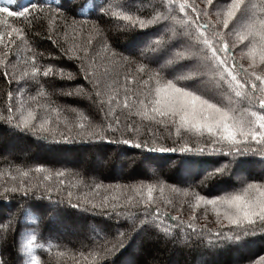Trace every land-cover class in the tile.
Segmentation results:
<instances>
[{"label": "snow or ice", "instance_id": "1", "mask_svg": "<svg viewBox=\"0 0 264 264\" xmlns=\"http://www.w3.org/2000/svg\"><path fill=\"white\" fill-rule=\"evenodd\" d=\"M130 5L131 0H100L95 15L78 20L80 13L71 7V0H0V25L3 26L0 30V76L8 83L15 79L9 71L15 63L9 57L15 56L16 40L27 44L26 33L31 26L46 22L47 39L55 46L56 56L73 61L78 69L72 73L52 63L39 64L37 57L44 59V53L29 48L30 56L25 63L30 65V70L24 71L23 76L26 84L34 82L30 87L35 88V94L28 100L36 102L44 98L45 102L13 103L12 92H9L0 120L12 131L36 140L122 144L126 146L123 151L137 149L142 157L139 171L128 175L129 179L138 180L136 183L84 185L96 195L102 188L110 193L99 201L85 192L74 196L72 189L77 185H66L62 179L66 169L50 170L43 164H36L26 171L17 168L15 174L8 172L11 186L0 187V201H3L0 221L8 222V229L0 230V244H7L15 221L14 214L5 215L6 210L15 209L23 216L26 206L41 211L65 206L102 218L90 226L85 239L72 242L78 251L85 249L86 255L85 252L79 254L85 259L90 257L94 264H114L110 258L133 234L149 242L180 243L179 237L185 229L190 230L188 239L195 238L207 247L234 246L242 254L240 264H264V248L251 255L245 254L257 243V238L264 242V177L259 180L240 177L239 188L214 197L195 193L194 203L190 205L192 214L185 221L176 215H167L159 206L166 190H182L166 185L155 175L148 176L143 169L145 162L158 159L148 153L194 152L216 156L215 166L200 182L203 185L205 181L227 176L232 165L241 167L245 161L238 159L240 157L249 154L264 157V19L257 22L253 18L248 0H199V4L160 0L157 7L161 11L153 9L155 15L148 19L144 15H133L136 10ZM89 19L94 21L92 31L99 37L97 43L106 54L103 71L96 60L100 53L92 47L91 39L84 47H67L57 39L59 30L71 28L75 33L77 25L83 29ZM121 21L122 24L118 23ZM56 22L62 24L54 29ZM109 25L125 30L138 29L139 34L126 50H117L109 44L110 37L106 34ZM149 28L153 30L146 31ZM239 45L247 48V67L235 59L233 49ZM119 69L125 70L122 100ZM128 69H134L135 75ZM113 73L117 76L115 80L111 79ZM136 76L140 77L137 83L145 91L133 98L128 85ZM77 77L84 83H67ZM42 78H47L43 83L50 91L44 90ZM55 78L66 83L57 88L53 85ZM51 96L80 97L97 113H102L103 119L95 123L77 108L57 105ZM37 109L42 111V116L38 117ZM65 113L76 114L77 118L70 122L67 115H62ZM121 116H124L123 121ZM129 116L147 122L144 137L137 135L138 129ZM152 125L161 134L166 132L168 135L164 139H171L177 146L168 147L160 137L152 135ZM109 131L121 132L122 138L110 137ZM185 134L202 139L190 145L184 140ZM135 164L136 160L131 159L126 166ZM30 173L42 174V182L33 184L21 179L16 183L17 175L23 178ZM2 175L5 173H0ZM53 175L57 178L54 184L49 182ZM144 179L151 182L144 183ZM201 206L210 207L214 213L215 230L197 227L195 210ZM42 222L43 217H40L34 232ZM15 227L18 235L20 225ZM36 239L33 234L23 245L18 240L14 242L16 254L21 257L18 264H39L31 255ZM23 254H28L30 259L25 262ZM0 264H5V260L0 259Z\"/></svg>", "mask_w": 264, "mask_h": 264}, {"label": "trees", "instance_id": "2", "mask_svg": "<svg viewBox=\"0 0 264 264\" xmlns=\"http://www.w3.org/2000/svg\"><path fill=\"white\" fill-rule=\"evenodd\" d=\"M160 0H131V7L136 11L133 15H144L146 19L155 15V12L161 11L157 5ZM166 3L167 0H164ZM187 3L199 4L196 0H186ZM261 2L264 6L263 0H255L254 7L250 10L253 18L258 22L264 19V11L262 8L255 6ZM100 0H71V7L76 8L80 15L76 18L78 20L95 15L97 6ZM83 6V7H81ZM155 9V12L153 11ZM70 19H72L70 17ZM94 21L87 20L83 29L77 25V31L74 33L71 28L65 30H59L57 39L61 44L67 47H84L87 46L86 41L92 40V47L97 48L100 53L96 57L98 65H100V71L104 70L105 52L98 45L99 37L92 31V25ZM122 24L123 22H118ZM163 23V21H160ZM62 22H56L53 24V28H57ZM0 30H3V26L0 25ZM152 28L146 29V31H152ZM27 44L16 40L14 44L15 56H10L9 59L13 60L15 67L9 68V71L15 76V79L11 83H8L3 76H0V113H3L8 102V93L12 92V102L19 103L26 101L33 103H44V98H38L36 102L28 100L30 95L35 94V88L30 87L33 85V81L25 83V77L23 72L30 70V65L25 61L29 59L30 53L28 51L31 48L34 52H43L44 59L37 57L39 64L52 63L54 65L64 67L66 72H77V66L73 61L64 59L63 57L56 56V48L47 39L48 25L47 22L44 25L31 26L30 32H27ZM110 39L109 44L114 46L117 50H126V46H129L133 42V38L139 34V30H125L121 27H115L109 25L106 33ZM247 43V42H245ZM249 47L251 45H248ZM239 49L247 55V48L240 45ZM235 59H237L235 51ZM52 53V56L49 55ZM53 56H56L53 59ZM119 88L120 99H123V85H124V69H119ZM133 75L134 69H128ZM41 84L46 92L50 91L47 84ZM111 79H117L115 73H113ZM140 79L136 76V79L128 85L132 90L131 95L136 98L137 95L144 92V88L137 83ZM65 81L55 78L53 85L57 88L65 84ZM67 83H84L79 77L76 80ZM18 85H22L18 87ZM51 100L55 101L57 105H69L70 107L77 108L79 113L85 115L89 120L98 123L100 119H103L102 113H97L88 101L80 97H63V96H51ZM119 111V109H117ZM38 117L42 116V111L37 109ZM68 120L71 122L77 118L76 114L65 113ZM124 120V116L120 117ZM138 129L137 135L144 137L146 134V121H141L134 116L128 117ZM107 123V120H105ZM123 126L121 125V132ZM152 135L161 138V142L168 147L177 146L173 144L171 139H164L168 134L161 132L155 125L150 129ZM121 132H111L107 134L111 137L122 138ZM128 133H124L127 136ZM176 134L173 133V139ZM202 138H198L193 134H185L184 140L190 145L200 141ZM126 149L124 145L105 144L103 142L94 141H81L76 140L72 143H50L41 140H36L31 136H21L20 134L12 131L10 127L0 120V173L5 175L0 176V187L8 184L11 186V179L7 175L8 172L15 174V170L18 168L21 171H26L28 167H34L36 164H43L50 170H65V176L62 179L65 180L66 185L75 184L77 187L72 191L74 196L79 195L81 192L88 193L90 198H95L99 201L104 195L110 194L105 192L102 188L99 191V195L92 193L89 188L84 187L85 184H94V182H102L104 185H116L126 183H136L138 180H132L128 178L129 173L136 170L139 171V163L142 157L139 155L137 149ZM6 152H10L6 153ZM158 157L155 161H147L143 164V169L148 176H157L166 185H171L177 189H181L179 192L165 191L163 198L159 200V206L161 210L167 215H176L178 218H182L187 221L188 215L192 212L190 205L194 203V194L199 193L202 195H211L212 197L220 194H224L228 191H233L239 188V178L243 177L249 180H259L264 177V157L258 155L249 154L245 157H240L245 163L237 168L236 165H232L229 174L222 179L213 178L211 181H205L202 185L200 182L204 179V176L210 168L214 167L213 161L218 159L216 156L209 157L207 155H200L199 153H148ZM131 159L136 160L135 165L126 166ZM98 160V161H97ZM104 166L101 165V162ZM125 172V173H123ZM123 173V174H122ZM23 179L25 182L30 181L33 184L42 182V174H32L29 177H20L17 175L16 183H19ZM56 177L53 175L50 183L56 182ZM230 181V183H229ZM142 182H151L144 179ZM188 192V195H184V191ZM155 195L159 196V193ZM171 200V203L167 201ZM3 203V201H0ZM15 204V201H12ZM203 208L208 210V207ZM26 211L23 216L20 212L13 209L11 213L5 211V215H15L14 226L9 231L8 240L6 245L0 244V259L5 260V264H18L21 257H18L14 248V242L18 240L21 245L27 240V238L33 234L37 239L34 241V247L31 255L35 256L39 264H94L89 257L85 259L79 252H85V249L77 250L73 246L72 242H77L85 239L88 235L90 226L94 225L97 220L102 219L96 216L94 213H85L82 210L72 209L70 207L61 206L56 209H48L47 211H41L39 209H33L26 206ZM40 217H43V222L39 229L35 232L33 229L37 223H40ZM166 223L167 216L165 217ZM174 223V222H171ZM16 224L20 225L19 234L17 235ZM198 228L201 225L197 226ZM75 230L74 232H72ZM7 220L0 221V230H7ZM78 229V230H77ZM215 230V228H210ZM63 231V233H62ZM78 231L80 233H78ZM178 231V230H174ZM190 230L185 229V232L179 237L182 241L180 243H173L172 241H152L151 243L145 242V237H136L133 234L128 240L125 241L124 247L118 251L110 259L114 264H136L139 260L138 256L143 252L146 254V258L153 261L154 264H240L241 252L237 251L234 246L226 244L219 248H210L202 244L199 240L193 238L188 239ZM77 238V240L69 238ZM187 242V245L184 243ZM165 245V246H164ZM186 247H189L186 250ZM261 248H264V242H261L257 238V243L252 245L245 254L251 255L257 253ZM68 249V251H65ZM23 260L26 262L30 259L28 254H23ZM140 264H145L140 263Z\"/></svg>", "mask_w": 264, "mask_h": 264}, {"label": "rangeland", "instance_id": "3", "mask_svg": "<svg viewBox=\"0 0 264 264\" xmlns=\"http://www.w3.org/2000/svg\"><path fill=\"white\" fill-rule=\"evenodd\" d=\"M198 3H199V0H196ZM254 1L255 0H248V3L249 4H254ZM264 1V0H263ZM255 6H257V7H260V8H262V7H264L262 4H261V2H259V3H257ZM254 6L253 5H250V10L253 8ZM239 47H240V45L239 46H237L235 49H233V51H235V53H236V56H237V59H239V61L240 62H238L237 61V63H239V64H242V65H244L245 67H247L248 66V64H249V59H248V57H247V55L245 54V53H243V51H241L240 49H239ZM6 153H9L10 154V152H6ZM98 161V160H97ZM101 165H103L104 166V162L102 161L101 162ZM123 173H125V172H123ZM122 173V174H123ZM11 213V212H10ZM191 214H192V212L188 215L189 217L187 218L188 220L190 219V216H191ZM195 214H196V216H197V221H196V225L198 226V225H201V227H207L208 229H210V228H215L216 229V225H215V223H214V220H215V215H214V213L212 212V210H211V208L210 207H208V210L207 209H205V208H203L202 206L200 207V208H197L196 210H195ZM187 220V221H188ZM78 230V229H77ZM75 230H73V228H72V232H74ZM62 233H63V231H62ZM78 233H80L79 231H78ZM70 240L71 239H74V240H77V238H75V237H73V238H69ZM145 242L146 243H151V242H149L147 239H145ZM155 242V241H154ZM153 243V242H152ZM185 245H187V242L186 243H184ZM165 246V245H164ZM189 249V247H186V250H188ZM140 257V258H139ZM147 256H146V254L143 252L141 255H139L138 256V258H139V260L138 261H136V264H140V263H145V264H154L153 263V261L152 260H150V259H147L146 258Z\"/></svg>", "mask_w": 264, "mask_h": 264}]
</instances>
